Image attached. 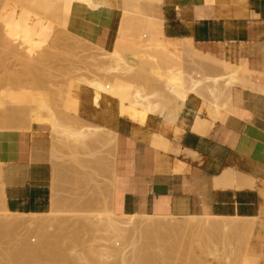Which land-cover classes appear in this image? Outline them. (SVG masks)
<instances>
[{"label":"crops","instance_id":"0c3cea01","mask_svg":"<svg viewBox=\"0 0 264 264\" xmlns=\"http://www.w3.org/2000/svg\"><path fill=\"white\" fill-rule=\"evenodd\" d=\"M121 22H128L121 37L122 55L156 76V82L161 79V86L172 75L196 77L203 71L185 70L186 55L205 61L213 56L211 69L200 76L239 69L245 78L244 84L240 81L220 96L218 104L203 87L198 94L190 93L168 119L149 114L145 124L121 115L116 98L104 94L95 104L91 88L75 91L78 120L116 135L115 144L105 141L111 157L115 149L114 177L109 174L108 184H102L113 210L180 218H252L242 264H264V0H120L98 8L75 2L68 16L73 33L106 50L114 48ZM12 128L0 129L5 206L14 213H47L64 188L58 178L69 176L61 168L60 141L49 124ZM155 134L164 139L160 145L152 143ZM97 149L92 143L85 152L95 154ZM230 170L240 176L223 185V174Z\"/></svg>","mask_w":264,"mask_h":264},{"label":"bare ground","instance_id":"6f19581e","mask_svg":"<svg viewBox=\"0 0 264 264\" xmlns=\"http://www.w3.org/2000/svg\"><path fill=\"white\" fill-rule=\"evenodd\" d=\"M6 0H0V8H1V10H0V45H2L3 47H4V49L6 48V45H7V48L6 49H9V47H11V46H13V41L14 40H17L16 38L15 39H13L14 38V35L12 34V32H9V31H7L6 29H9L10 27V24H8L9 22H15V23H13L12 24V26H13V28H14V24H15V26H16V24L17 23H19L20 25H25L26 24V20H25V16L24 15H21V12H19V14H17V12L15 13V8H14V6L15 7H17V6H20L21 5V3H22V5L23 4H25V5H27V1H23V0H8V1H6ZM18 3H17V2ZM119 1L120 0H58V2L57 3H55V4H50L49 5V7H50V10L54 13V14H56V17H57V19H58V22H59V24H60V27L64 30V32H66V33H73V31H71L69 28H68V16H69V13H70V11H71V8H72V5L76 2V3H79V4H83V5H85L86 7H90V8H98V7H100V6H103V5H112V4H114V3H118L119 4ZM156 1H158V2H160L161 0H156ZM5 2V3H4ZM3 3H4V5H3ZM15 3H17V5H14ZM20 3V4H19ZM19 4V5H18ZM3 5V6H2ZM118 6V5H117ZM6 7H9V11H8V20H5V19H3L4 18V15H6V14H4L3 13V9H5ZM21 7V6H20ZM119 7V6H118ZM121 8V7H120ZM123 10V9H122ZM121 10V11H122ZM16 11H18L17 9H16ZM21 11V10H20ZM17 14V15H16ZM19 16V17H18ZM123 16H125V11L123 10ZM18 17V18H17ZM120 17V16H119ZM121 20V19H120ZM17 21V22H16ZM115 21V20H114ZM119 21V20H118ZM9 25V26H8ZM31 26H33V25H31ZM36 26H38V25H36ZM9 27V28H8ZM17 27V26H16ZM21 27V26H20ZM34 27V26H33ZM128 28V22H121V26H120V30H119V36H118V38H117V41H116V46L117 47H115L113 50H112V53H113V55H112V58H113V62H114V64L112 65V66H109V65H105L104 63H102L101 64V62H100V64L98 65V67L97 68H95V69H97V71H98V73H100V71H101V75H99V74H97V77H95L94 76V78H91V80L89 79V76L87 77V78H82L83 79V81H85L84 83H86L92 90H93V93H94V103L95 104H99L100 103V99L103 97V95L105 94V95H109L110 97H113V98H116L118 101H119V111H120V114L121 115H124V116H127L128 118H130V119H132V120H134V121H137V122H140V123H144L145 121H146V119H147V117H148V115L149 114H160V115H163L165 118H169V116H171L169 113V111L171 110V111H173L174 109H171L172 107H178V110L181 108V106L184 104V102L186 101V99H187V97L190 95V93H199L198 92V90L199 89H202L203 87L204 88H206V90H207V92L209 93V95L213 98V99H215L214 100V102L215 101H217L216 102V104H218L219 103V101H218V98L220 99V96L223 98V97H225V94L227 93V91L228 90H230V88L234 85V84H238L240 81H242L244 78L242 77V76H244V74L243 73H241L240 72V70L239 69H234V70H232V71H230L228 74L227 73H225V70H224V73H225V75H224V73H222V75H218L217 76V74L215 73V75L214 74H210V76L209 75H204V76H200V74L201 73H204L205 74V71L203 70L202 72H200V71H198V72H200L199 73V75L197 76L196 75V73H195V75H196V77H194V75H193V73H191V74H188L189 75V77H190V79H189V77H188V75H179V76H177L176 77V75H178V74H174L175 76V78H173V71H172V74H170V75H172L171 77H169L168 79H166V80H162V81H164L165 83H162V85L164 84L165 85V88L163 87V86H161V87H163L162 89L164 90H162V89H160V90H158L157 88H154V87H160V85H161V83H159L158 84V81L160 82V80H158L157 82L155 81V80H157L158 78L155 76H153L151 73H147V72H145L144 70H143V68L142 67H140L138 64H137V67H133L131 64H129L128 62H127V59L122 55V53H121V51H120V44H121V37H122V33H125V32H123V30H124V28ZM35 28V27H34ZM38 28V27H37ZM11 30H12V28H10ZM9 29V30H10ZM16 29L17 28H14V30H12L13 31V33L15 34V32H16ZM8 33H7V32ZM15 31V32H14ZM33 31H35V30H33L32 29V32ZM36 32H37V30H36ZM128 33V32H127ZM17 34V33H16ZM32 34V33H31ZM37 33H35V35H36ZM47 34L48 33H45V35L47 36ZM65 34V33H64ZM73 34H75V33H73ZM49 35V34H48ZM52 35V34H51ZM58 35V34H57ZM62 36H63V34H61ZM60 35V36H61ZM124 35V34H123ZM46 36L44 37V38H46ZM50 36V35H49ZM65 36H67V38H68V35H65ZM75 37V36H74ZM74 37H72V38H74ZM115 37V36H114ZM147 37V36H146ZM48 38V37H47ZM57 38H60L59 36L57 37ZM62 38V37H61ZM70 38V37H69ZM124 38V37H123ZM34 39H35V37H34ZM130 39V38H129ZM132 39V38H131ZM115 40V39H114ZM47 40L45 39V42H46ZM44 41H43V43H45ZM124 42V41H123ZM152 42V41H151ZM157 42V41H156ZM8 43V44H7ZM42 43V44H43ZM47 43V42H46ZM16 46H17V44H16V42L14 43ZM8 45H9V47H8ZM14 45V49L15 48H17L16 46ZM34 45V44H33ZM25 46L26 47H28V52H29V57H30V60L33 58V57H35L37 54V52H35V56H33V48L32 47H34V46H32V43H31V40L30 39H28L27 40V42H26V44H25ZM36 46V45H35ZM41 46V45H40ZM134 46V45H133ZM43 47V46H42ZM128 47V46H127ZM130 47V46H129ZM38 48V46L36 47V49ZM11 49V48H10ZM10 49H9V51L8 52H12V51H14V49H13V47H12V50L10 51ZM41 49V51L42 50H44V51H42L43 53H45V50H48V49H42V48H40ZM40 49H39V52L41 53V51H40ZM136 49V48H135ZM4 51V50H3ZM30 51H31V53H30ZM38 51V50H37ZM128 51V50H127ZM47 52V51H46ZM52 52V51H51ZM50 52V53H51ZM132 52V51H131ZM43 53L42 54H40V56H36L34 59H36L37 57V59H41V57H43L44 55H43ZM52 53H54V52H52ZM127 53V52H126ZM200 53V52H199ZM57 54V53H56ZM105 54H107V53H105ZM201 54V53H200ZM47 55V54H46ZM45 55V56H46ZM138 55V54H137ZM196 55V54H195ZM31 56H33V57H31ZM58 56V55H57ZM139 56V55H138ZM137 56V57H138ZM197 56V55H196ZM175 57V56H174ZM201 57V56H200ZM208 57V56H207ZM51 58V57H50ZM204 58V57H203ZM33 59V60H34ZM175 59V58H174ZM174 59H173V61H174ZM176 59H177V57H176ZM179 59V58H178ZM202 59V58H201ZM205 59V58H204ZM207 59H209V61H211L212 59H213V56L210 58V57H208ZM211 59V60H210ZM214 59H215V57H214ZM29 60V61H30ZM43 60V59H42ZM100 60V59H99ZM139 60V59H138ZM217 60V59H216ZM26 62L25 63V65L26 66H29V68H28V70L30 69V67H31V69H32V64L30 63V62ZM38 60H36V64H39V62H37ZM43 61H45V60H43ZM101 61V60H100ZM172 61V60H171ZM173 61H172V63H173ZM208 61V60H207ZM206 61V62H207ZM208 61V63H210ZM213 61V60H212ZM24 62V61H23ZM35 62V61H34ZM174 62H176V60L174 61ZM180 62V61H179ZM214 62V61H213ZM41 63V62H40ZM53 63V62H52ZM215 63H217V61L215 62ZM218 63H222V62H219L218 61ZM34 64V63H33ZM42 64H44V62L42 63ZM41 64V65H42ZM179 64V63H178ZM24 65V64H23ZM35 65V64H34ZM34 65H33V68H34ZM105 65V67L104 68H102L101 69V66H104ZM211 65H212V63H211ZM219 65H221V64H219ZM50 66V65H49ZM172 66V65H171ZM174 66V65H173ZM94 67H95V65H94ZM100 67V68H99ZM176 67V66H175ZM179 67H180V64H179ZM219 67V66H218ZM26 68V70H27V67H25ZM25 68H23L24 70H23V72L25 71ZM38 68H39V66H37V70H38ZM99 68V69H98ZM35 69V68H34ZM92 69H94V68H92ZM221 69V68H220ZM224 69V68H223ZM169 70V71H170ZM222 70V69H221ZM39 71V70H38ZM220 71V70H219ZM22 72V71H21ZM177 72H179V71H177ZM180 72L182 73V70H180ZM198 72H197V74H198ZM227 72V71H226ZM26 73V72H25ZM28 73V72H27ZM38 73V72H37ZM87 73V72H86ZM89 73V72H88ZM87 73V74H88ZM114 73L115 75H116V73H117V75L120 73V74H123V75H121V76H123V78H125L124 77V75H126V77H127V75L130 77V78H132L131 80L133 81H131L130 80V78H129V80L130 81H128V78L126 79H122V78H116V77H114V74L112 75V74ZM170 73V72H169ZM176 73V72H175ZM189 73V72H188ZM210 73V72H209ZM218 73V72H217ZM243 74L242 76H241V74ZM245 73V72H244ZM19 74V73H18ZM31 73H28V75H30ZM207 74V73H206ZM13 75V74H12ZM34 75V74H33ZM70 75V74H69ZM113 76V78H116V79H110L111 78V76ZM191 75V76H190ZM212 75V76H211ZM20 76H21V74H20ZM32 76V75H31ZM53 76V75H52ZM52 76H50V77H52ZM121 76H117V77H121ZM25 77V76H24ZM28 77V76H27ZM245 77V76H244ZM23 78V77H22ZM41 79H42V77H40ZM39 78V79H40ZM155 78H157V79H155ZM18 79V78H17ZM44 79V78H43ZM50 79V78H49ZM80 78H78V80H79ZM21 80V79H20ZM56 80H58L57 78H56ZM61 80V79H60ZM63 80V79H62ZM246 81H247V79H245ZM15 81V80H14ZM54 81V80H53ZM70 81V80H69ZM79 81H81V80H79ZM82 81V82H83ZM151 81H152V83H151ZM49 82V81H48ZM57 82V81H56ZM55 82V83H56ZM74 82V81H73ZM136 84H135V83ZM143 82H147L146 84L148 85V87H151L150 86V84L152 85L153 83L154 84H157V86L156 85H154V89H157V90H154L152 87L150 88L151 89V93H150V91H146L147 92V94L144 92V89L143 88H147V87H143L142 88V86H144V85H142V84H145V83H143ZM245 82V81H244ZM142 83V84H141ZM221 83H223L222 85H223V87H221ZM242 83H243V81H242ZM250 83H252V82H250ZM15 84H16V82H15ZM21 84H23V83H21ZM26 84H28V82L26 81ZM37 84V83H36ZM45 84H47L46 83V80H45ZM244 84V83H243ZM17 85H18V82H17ZM30 85V84H29ZM32 85V84H31ZM31 85H30V87H31ZM49 85H50V83H49ZM142 85V86H141ZM152 85V86H153ZM242 85V84H241ZM25 86H27V85H25ZM244 86V85H243ZM2 87V86H1ZM45 87H47V86H45ZM52 87V86H51ZM10 88V87H9ZM20 88H21V86H20ZM44 88V87H43ZM53 88V87H52ZM11 89H13L12 88V86H11ZM15 89V88H14ZM27 89V88H26ZM26 89H24L23 88V90L21 89V90H19V91H22V92H20V93H18V94H15L16 92H12L13 94H11V92H10V90H8L9 92H10V94H8V98H9V100H10V102L11 103H13V104H20V106H19V109L20 108H22V106H21V103L22 104H26V103H29V104H31V102H33L34 104H35V106H34V104H32L33 106H26L27 108H28V110L26 111V107L24 106V110L25 111H23V108H22V110L19 112V114H18V112H17V108L16 109H13L12 110V112H9V111H11V110H6V109H4V110H2L1 109V107H0V111H2V113H3V111H4V113H7V112H9V114L7 113V114H5V116H9L10 114H11V116H15V118H17V120H18V117L20 116L21 118L22 117H24V119H25V117L27 118L28 117V119H29V121L28 120H26L25 119V122L26 121H28V123H29V125L31 124V123H33V122H38V123H45V124H49L50 126H51V128H53L54 129V132H55V134H56V132L57 133H60V135L58 134V136H59V138H58V136H57V139L59 140L60 138H62L61 140H59V141H64V142H69L70 140H72V143H73V141H74V143L77 145V147L80 145V146H84V144H85V146H87V141L88 140H94V139H101V138H104L105 137V139H107V142L109 143V139H113L114 140V143H115V141H116V135L115 134H113L112 132H109V131H106V130H108V129H105L104 127H101V126H98V125H89V123L87 124V123H85L83 120V122H84V124H83V122H82V124H81V126H73L77 121L79 122V124L81 123L79 120H77V121H75V123L74 122H72V123H74V124H71V122H69L70 123V125H68V123H67V125H66V123L64 122H62V120H60L58 117L59 116H57L56 115V113H58V112H55V111H58L56 108H55V106H52V104H50V101H48L47 100V98H45V97H42V96H38V98L36 97V98H34L32 95H30L29 93H27L26 91H28V90H26ZM149 89V88H148ZM259 89V88H258ZM26 90V91H25ZM39 90H40V88H39ZM39 90H37V91H39ZM56 90V89H55ZM70 90V89H69ZM147 90V89H146ZM154 90V91H153ZM252 90H255V89H252ZM15 91H17V90H15ZM43 91V90H42ZM41 91V92H42ZM49 92V91H48ZM70 92L72 93V91L70 90ZM203 92V91H202ZM205 92V91H204ZM225 92V93H224ZM261 92V91H260ZM50 93V92H49ZM223 93V95H221ZM32 94V93H31ZM41 94V93H40ZM6 95H7V93H6ZM37 95V94H36ZM43 95H44V93H43ZM51 95V94H50ZM53 95V94H52ZM69 95V94H68ZM1 97V96H0ZM6 97V96H5ZM69 97H72V96H69ZM108 97V96H107ZM228 97H230V96H228ZM7 98V97H6ZM54 98V97H53ZM75 98V97H74ZM73 98V99H74ZM77 99V98H76ZM76 99H74V101L75 102H77V100ZM229 99V98H228ZM66 100H68L67 98H66ZM72 100V99H71ZM115 100V99H114ZM207 100H208V96H207ZM0 103H4V101L3 100H1V98H0ZM68 101H70V99L68 100ZM209 101H210V99H209ZM226 101V100H225ZM229 101H231V99H229ZM7 102L9 103V101H8V99H7ZM73 102V101H72ZM74 103V102H73ZM2 104H0V106H2ZM7 104V103H6ZM5 104V105H6ZM27 105V104H26ZM57 105V104H56ZM66 105V104H65ZM65 105H64V107H65ZM69 105H70V103H69ZM67 106V108L68 109H72L73 107H71V106ZM7 106V105H6ZM17 106V107H18ZM72 106H73V104H72ZM78 106V105H77ZM51 107H53V108H51ZM75 107V106H74ZM9 108H10V106H9ZM8 108V109H9ZM13 108H15V107H13ZM26 108V109H25ZM55 108V109H54ZM58 108V107H57ZM53 109L55 110V111H53ZM15 110V111H14ZM44 110H45V112H46V114H45V112H44ZM64 110V109H63ZM74 110V112H75V108L73 109ZM72 110V111H73ZM79 110V109H78ZM6 111V112H5ZM69 111V110H68ZM176 112H177V110H175ZM174 111V113H176ZM66 112V111H65ZM1 112H0V114H2ZM19 115V116H17V114ZM61 113H62V111H61ZM68 113V112H67ZM174 113H172V114H174ZM63 114V113H62ZM59 115H61V114H59ZM64 115V114H63ZM11 116H9V117H11ZM17 116V117H16ZM68 116H69V114H68ZM74 117L75 115H71L70 117ZM77 116V115H76ZM76 116L73 118V121H74V119L76 120V119H78V116H77V118H76ZM198 116V115H197ZM62 117V116H61ZM60 117V118H61ZM65 117H66V114H65ZM2 118V117H1ZM13 118L14 117H12V118H10V119H12L11 121L13 122L14 120H13ZM63 118V117H62ZM3 120H4V118H2ZM2 119H0V121L2 120ZM64 119V118H63ZM66 119H67V117H66ZM199 119V118H198ZM202 120H204V119H202ZM8 121V120H7ZM16 121V120H15ZM22 121H24V120H22ZM71 121V120H70ZM87 121V120H86ZM12 122H11V125H13L12 124ZM18 122H20V121H18ZM17 122V123H18ZM77 122V123H78ZM88 122V121H87ZM195 122V121H194ZM200 122H201V120H200ZM7 123H9V122H7ZM14 123V122H13ZM63 123V124H62ZM76 123V124H77ZM146 123V122H145ZM144 123V124H145ZM198 123V122H197ZM4 124V126L6 127V125H5V123H3ZM86 124V125H85ZM205 124V123H204ZM207 124V123H206ZM2 125V124H1ZM9 125V124H8ZM10 125V126H11ZM23 125V124H22ZM78 125V124H77ZM2 127L3 129L5 128V127ZM202 126V125H201ZM208 126V125H207ZM211 126H213V125H211ZM28 127V126H27ZM77 127V128H76ZM9 128H12V127H9ZM13 128H14V126H13ZM12 128V129H13ZM16 128V127H15ZM14 128V129H15ZM197 128V127H196ZM202 128V127H201ZM17 129V128H16ZM20 129V128H19ZM204 129V130H203ZM196 130V129H195ZM197 131V130H196ZM200 131H201V129H200ZM199 131V132H200ZM202 131H204L205 132V127H203L202 128ZM201 131V132H202ZM114 132V131H113ZM51 135H53V133L51 134ZM50 135V136H51ZM57 135V134H56ZM157 134H155L154 136H155V139L154 138H152V141L154 142V144H156L157 142H159V140L158 139H160V140H162V143H163V140L164 139H162V137H159V136H156ZM61 136V137H60ZM64 138V139H63ZM70 139V140H69ZM69 140V141H68ZM95 140V141H96ZM156 140H157V142H156ZM57 141V140H56ZM90 141H88V143L91 145L92 143L90 142ZM111 141V140H110ZM166 141V140H165ZM58 142V141H57ZM63 142V143H64ZM104 142V141H103ZM152 142V143H153ZM156 142V143H155ZM70 143V142H69ZM79 143V144H78ZM95 143V142H94ZM93 143V144H94ZM102 143V142H101ZM52 144V143H51ZM55 144H56V142H55ZM54 144V145H55ZM83 144V145H82ZM158 145H160L159 143H157ZM167 144H168V142H167ZM58 145V144H57ZM94 146V145H93ZM103 146V145H102ZM110 146V145H109ZM109 146H107V147H109ZM163 146V145H162ZM165 146V145H164ZM72 147H74V146H72ZM76 147V148H77ZM95 147V146H94ZM104 147V146H103ZM166 147V146H165ZM59 148V147H58ZM105 148H106V146H105ZM112 148V147H111ZM161 148V147H160ZM65 149V148H64ZM74 149V148H73ZM61 150V149H60ZM107 150H109V149H107ZM115 149H114V146H113V149L111 150V154H112V156L114 157V155H113V152L112 151H114ZM94 151V150H93ZM100 151V150H99ZM62 152V151H61ZM90 152V151H89ZM92 152V151H91ZM98 152V151H97ZM115 152V151H114ZM72 153H74V152H72ZM77 153V152H76ZM100 153V152H99ZM99 153H95V155H99ZM102 153V152H101ZM100 153V154H101ZM107 153V152H106ZM105 153V151H104V155L106 154ZM197 153V152H196ZM58 155V154H57ZM77 155V154H76ZM75 155V156H76ZM87 155V154H86ZM108 155V154H107ZM91 156H93V154L91 155ZM102 156V155H101ZM52 157V156H51ZM55 157V156H54ZM105 157V156H104ZM103 157V158H104ZM53 158V157H52ZM75 158H77V156L75 157ZM58 159V158H57ZM70 159H72V158H70ZM114 158H112L111 157V166L110 167H112L113 166V164L115 165V163H113L114 162V160H113ZM51 160V159H50ZM68 160V159H67ZM105 160V159H104ZM53 161V160H52ZM73 161V160H72ZM87 161V160H86ZM101 161H103L102 159H101ZM69 162V161H68ZM76 162H77V160H76ZM104 162V161H103ZM61 163V162H60ZM113 163V164H112ZM99 164V163H98ZM109 164V163H108ZM66 165H67V163H66ZM93 165V164H92ZM101 165H102V163H101ZM57 166V165H56ZM60 166V165H59ZM69 166V165H68ZM67 166V167H68ZM94 166H96V164L94 165ZM99 166V165H98ZM97 166V167H98ZM105 166V165H104ZM114 168V167H113ZM81 169V168H80ZM96 169V168H95ZM101 169H102V167H101ZM104 169H105V167H104ZM111 169V168H110ZM109 169V170H110ZM57 170V169H56ZM61 170V169H60ZM106 170H108V168L106 169ZM108 170V171H109ZM115 170V169H114ZM226 170H228V169H226ZM111 171V170H110ZM225 171V170H224ZM233 170H230V172H228V173H226L225 175L223 174V177L222 176H220V178L222 177L223 178V180L222 181H220V180H218V181H220L222 184L223 183H226V184H228V183H233L235 180H237L238 179V177L240 176L238 173L236 174L235 172H232ZM60 172V171H59ZM71 172V171H70ZM114 172V171H113ZM239 173H240V171H238ZM112 173V172H111ZM68 174V173H67ZM75 174V173H74ZM103 174V173H102ZM83 175V174H82ZM100 175V174H99ZM113 175V174H112ZM76 176V175H75ZM81 176V175H80ZM114 176V175H113ZM96 177V176H95ZM244 177V176H243ZM218 178H219V176H218ZM105 179V178H104ZM114 179V178H113ZM100 180H102V179H100ZM216 180V179H215ZM241 180H242V178H241ZM82 182H83V180H82ZM217 182V181H216ZM219 182V183H220ZM218 183V182H217ZM218 183V184H219ZM220 183V184H221ZM237 183V182H236ZM82 184V183H81ZM245 184V183H244ZM243 184V185H244ZM223 185H225V184H223ZM230 185V184H229ZM241 185V184H240ZM95 186V185H94ZM215 186V185H214ZM72 187V186H71ZM110 187V186H109ZM239 187H241V186H239ZM91 188V187H90ZM106 188V187H105ZM111 188V187H110ZM68 189V188H67ZM76 190V189H75ZM111 191H112V189H111ZM74 192V191H73ZM90 193V192H89ZM75 194H76V192H75ZM100 195H101V193H100ZM103 196V195H102ZM81 198V197H80ZM102 198V197H101ZM109 198V197H108ZM90 199H92V198H90ZM100 199V198H99ZM66 201V200H65ZM105 201V200H104ZM103 201V202H104ZM108 201H109V199H108ZM110 201H111V199H110ZM74 202V201H73ZM91 202H93V201H91ZM53 204L54 205H58V204H56V198H54V201H53ZM110 205V203L109 202H107V206H109ZM85 205V204H84ZM92 205V204H91ZM102 205H103V203H102ZM101 205V206H102ZM109 207H111V209H112V206L110 205ZM109 207L107 208V211H109L108 213L107 212H105L106 214H102V213H96V212H94L95 214H93V215H85V219H87V221L89 222V224L92 226V229L94 230V229H97L98 231H99V229L101 230H108V231H110V232H107V231H105V232H107V233H112L113 234V236H112V239L114 238V240L112 241L111 239H110V241L112 242L111 244L109 243L108 245H103L102 247L104 248V249H102V250H99V249H97L96 247H94V246H89V247H87V249H86V251H85V249H81L82 250V252L81 253H77V255H75V257H73V256H70L68 253L69 252H67L65 249L61 252V253H59L60 254V256H61V258L63 259V261H64V264H75V263H77V261H78V263L80 262L79 260H83V262L85 261V260H89L90 262H92V261H94L95 259H97L98 258V255L100 256V255H102V254H108V256H112V257H114L115 259H113V260H116V261H114V262H118V263H115V264H129V263H133V264H136V263H139L140 264V262H139V260L141 259V257H142V252L144 251V249H145V251H147V250H149V249H147L148 248V246H150V245H152L153 243H156L157 241H159V239H160V237H165V236H174V237H176V238H178V237H181V236H184V237H181L180 239L182 240V242L183 241H185V240H183L184 238H185V234L187 235V237H189V238H192V236L193 235H195L194 236V239L192 238V239H189V240H193L195 243L194 244H197L198 243V245L197 246H199V245H202L203 243H206V241L205 240H207V234L209 233V232H213V233H215L216 231H223L224 233H227L229 230H234V231H238V232H240V231H242V232H245V234L247 235V237L249 236V237H251V234H252V232H253V222L252 221H250L251 219H249V221H248V218H247V221H245V220H243V219H241V217H234V218H230V217H214V216H206V215H191V216H184V217H182V218H180V217H174V216H159V215H150V214H138V213H129V214H126V213H124V214H121V213H116L114 210H108L109 209ZM100 208V207H99ZM7 209V208H6ZM82 211V210H81ZM103 211V210H102ZM112 211V212H111ZM7 212H9L10 213V215H8V213H6L7 215H5V214H1L0 215V234H9V233H11V234H9V235H12V233H13V235H16L17 237H18V244H17V246H15V245H13V246H15V248L13 249L12 248V250H11V247L9 248V250H11V251H8V255H7V258H5V260H4V264H25V263H28V264H32V263H30V262H32V261H29L31 258H32V260L33 261H36V260H34V259H39V260H37L36 262H41L40 261V258L42 257L41 255H43V257L45 256V259H46V257L48 258V259H50L52 256H51V254H53V253H51V252H53L52 251V249L54 248V247H50V246H48V244L50 243V241H51V238L53 237V233H52V231H51V227L52 228H56L58 231H59V235L58 236H60V234H62L63 235V233H66V232H68V229H70L71 228V226H74V228L75 229H77V227L79 226V225H82V223L84 224V221L83 222H78V219H77V224L76 225H78L77 227H75L76 225H74L73 223H72V221L70 220V217L72 216L73 217V215H59V214H55V215H35V214H32V215H22V214H20V213H14V212H11V211H9L8 209H7ZM77 218V217H76ZM78 218H79V216H78ZM82 218V217H81ZM84 218V217H83ZM82 218V220H84ZM75 219V218H74ZM246 219V218H245ZM81 220V219H80ZM254 221V220H253ZM74 222V221H73ZM79 223V224H78ZM73 224V225H72ZM88 226V225H87ZM91 226H89V227H91ZM20 227H22L23 229H26V231L24 232V233H21V231H19L18 230V228H20ZM94 227V228H93ZM73 228V227H72ZM73 228V229H74ZM85 228V227H84ZM90 230V229H89ZM73 233H70L69 235H70V237H68L67 235V238L69 239H71L72 238V240L74 241V239H75V241H77L78 239L80 240V238L78 237V233L77 232H75L74 230L72 231ZM85 232V231H84ZM87 232V231H86ZM197 232V235L196 234H194V233H196ZM238 232H236V233H238ZM15 233V234H14ZM31 233H33V234H35V237H37V242L36 243H32V241L30 240V238L31 237H29L30 236V234ZM190 233H192V235L190 234ZM218 233V232H217ZM111 234V235H112ZM190 234V235H189ZM239 235H240V233H238ZM65 235V234H64ZM84 235V234H83ZM82 235V236H83ZM110 235V234H109ZM217 235V234H216ZM219 235V234H218ZM217 235V236H218ZM227 235H228V233H227ZM191 236V237H190ZM0 237H1V235H0ZM17 237H15L14 238V236L12 237L13 238V240L15 239L16 240V238ZM62 237V236H61ZM186 237V238H187ZM196 237V238H195ZM219 237V236H218ZM63 238V237H62ZM85 238V237H84ZM109 238H111V237H109ZM168 238V237H167ZM183 238V239H182ZM244 238V237H243ZM54 239H56V238H54ZM60 239V238H59ZM88 239V238H87ZM141 239L143 240V241H141ZM173 238H171V240H172ZM208 239H209V237H208ZM14 240V241H15ZM57 240H58V238H57ZM71 240V241H72ZM78 240V241H79ZM157 240V241H156ZM17 241V240H16ZM52 241H53V238H52ZM56 241V240H55ZM55 241H53V243L52 244H54V242ZM60 241V240H59ZM72 241V242H73ZM109 241V242H110ZM192 241V242H193ZM208 241V240H207ZM58 242V241H57ZM86 242V241H85ZM191 242V243H192ZM15 243H13V244H15ZM61 243V242H60ZM59 243V244H60ZM12 244V243H11ZM56 244V247H58V248H54L55 249V252L56 253H58L59 251V245H58V243H55ZM90 244V243H89ZM100 244V243H99ZM104 244V243H103ZM190 244V243H189ZM220 244V243H219ZM51 245V244H50ZM58 245V246H57ZM61 245V244H60ZM83 245V244H82ZM91 245V244H90ZM155 245H157V244H155ZM184 245H186V244H184ZM193 245V244H192ZM191 245V246H192ZM203 245H206V244H203ZM209 245V244H208ZM215 245H218V244H216L215 243ZM222 245V244H221ZM48 246V248H51V249H49L51 252L49 253L48 252V254L46 253V251H49L48 250V248H46ZM195 246V245H194ZM207 246V245H206ZM213 246V245H212ZM75 247V246H74ZM84 247H85V245H84ZM99 247H101L100 245H99ZM128 247L129 248H131V249H129L128 250ZM216 247V246H215ZM247 247V246H246ZM46 248V249H45ZM62 248V247H61ZM64 248V247H63ZM68 247H66V249H67ZM183 248V247H182ZM208 248V247H207ZM218 248V247H217ZM231 248V247H230ZM3 249V248H2ZM147 249V250H146ZM152 249V248H151ZM183 249H185V248H183ZM182 249V250H183ZM200 249V248H199ZM209 249V248H208ZM213 249V248H212ZM220 249V248H219ZM62 250V249H61ZM77 250V249H76ZM81 250H79V251H81ZM191 250V249H190ZM152 251H153V249H152ZM199 251H201V249L199 250ZM204 251H205V249H204ZM216 251V250H215ZM54 252V253H55ZM155 252V251H154ZM246 252V251H245ZM43 253V254H42ZM45 253V254H44ZM55 253V254H56ZM146 253V252H145ZM158 253V252H157ZM207 253H209V252H207ZM47 254V255H46ZM151 254V253H150ZM154 254V253H153ZM152 254V255H153ZM156 254V253H155ZM204 254V253H203ZM242 254H243V252H242ZM48 255H50V256H48ZM57 255V254H56ZM105 255V256H106ZM148 255V254H147ZM160 254H158V256H159ZM196 255V254H195ZM209 255V254H208ZM4 256H5V253H4ZM58 256V255H57ZM57 256H55V259L56 260H59V257H57ZM157 256V257H158ZM166 256V255H165ZM237 256V255H236ZM53 257H54V255H53ZM52 257V258H53ZM97 257V258H96ZM148 257V256H147ZM169 257V256H168ZM192 257V256H191ZM243 257H244V254H243ZM146 258V257H145ZM189 258V257H188ZM188 258H187V261H188ZM221 258V257H220ZM7 259V260H6ZM149 259H150V257H149ZM149 259H147V260H149ZM158 259V258H157ZM160 259V258H159ZM162 259V258H161ZM42 260V262H44V264H45V261H44V259H41ZM92 260V261H91ZM143 260V259H142ZM145 260V259H144ZM24 261V262H23ZM47 261H49V260H47ZM53 261H54V259H53ZM60 261V263H61V261L62 260H59ZM95 261H97V260H95ZM95 261L93 262V263H95ZM159 260H157V262H158ZM1 262H2V260H1ZM23 262V263H22ZM38 262V263H39ZM82 262V263H83ZM86 263H87V261H85ZM84 262V263H85ZM89 262V264H91ZM106 262V261H105ZM152 262H154L153 260H152ZM56 263H59V262H56ZM92 263V264H93ZM113 263V261L112 262H110V264H112ZM200 263V262H199ZM37 264V263H36ZM105 264V263H104ZM114 264V263H113ZM192 264V263H191ZM242 264V263H241Z\"/></svg>","mask_w":264,"mask_h":264},{"label":"rangeland","instance_id":"374dc122","mask_svg":"<svg viewBox=\"0 0 264 264\" xmlns=\"http://www.w3.org/2000/svg\"><path fill=\"white\" fill-rule=\"evenodd\" d=\"M6 1H8V0H6ZM25 1L28 2L27 5H25V4L22 5V3H21V5H20L21 7L20 6H17V7L14 6V8H15L14 10H15V13L17 12V14H19V12H21V15L25 16L26 24L25 25H20L19 23H17L16 24L17 27L14 24V28H17L16 32L14 31L15 34L12 31V30H14L12 24L15 23V22H12V23L9 22L8 23V24H10V26L9 25L8 26L10 28H12V30L9 27L8 28L10 30L6 29L7 31L12 32V34L14 35L13 39H15V38L17 39V40L13 41L14 43L16 42L17 46L14 43H13V46H11V47H9V45H8L9 49L11 48L10 51L12 50V47L14 49V45L17 48H15L14 51H12V52H8L9 49H6L7 45H6L5 49H4V47L2 45H0V96H1L0 98H1V100L4 101L3 104L0 103V104H2V106H0V107H1V109L3 108L2 110H4V109H6L8 111L11 110L9 112H12L13 109L17 108L18 109L17 112L19 114V112L22 110V108H23V111H25L24 110V106L25 107L26 106H33L32 105V104H34L33 102H31V104L26 103L27 105L25 103L24 104L21 103L22 108H20L21 109L20 110L19 109L20 104H18V103L17 104H13V103L10 102V100L8 98V94H10L11 91L13 93L16 92L15 94H18V93L22 92V91H19V90H21V89L23 90V88L24 89L27 88L26 90H28V89L29 90L28 91L25 90V91L27 93H29L30 95H32L34 98H36V97L38 98L39 95L42 96V97L47 98V100L50 98L48 101H50V104H52V106H55V108L58 110V111H55L54 110L55 108L53 109V111L58 112V113H56V115L59 116L58 118L60 120H62L63 123L65 122L66 125H67V123H68V125H70L69 122H71V124H74L75 121L78 120V119H76V120L74 119V121H73V118L76 116L75 114L77 112V105H78V100L76 99L77 97L74 98L75 91H77L80 87L90 88L86 83H84L85 81H83L82 78H87L90 75L89 79L91 80V78H94V76L97 77V74L101 75V71H100V73H98L97 69H95V68L98 67L100 62H101V64L104 63L105 65L112 66L114 64L113 58H112V55H113L112 50L115 47H117V46L115 45L112 50H106V49H104L103 47H100L97 44L91 43V42H89V41H87L85 39L80 38L76 34L69 33V32L68 33L64 32V30L60 27V24L58 22L56 14H54L50 10V7H49L50 4H55V3L58 2V0H25ZM149 1H156V0H149ZM4 3H3V5H4ZM17 3H15L14 5H17ZM16 9L18 11H16ZM0 10H1V8H0ZM2 11H3L4 14H6V15H4L3 19L8 20L9 7H6ZM31 25H33L35 28L33 26H31ZM36 25H38V26H36ZM32 29L35 30V31L32 32ZM36 30H37V32H36ZM35 33H37V34L35 35ZM45 33H48L50 36L48 34L46 36ZM61 34H63V36ZM65 35H68V38ZM45 36H46V38H44ZM58 36L60 38H57ZM34 37H35V39H34ZM72 37H74V38H72ZM28 39L31 40L32 46H34V47H32L33 48V51H32L33 52V56H35L36 54L38 56H40V54L43 53L42 51H44V50L41 51L40 48L48 49V50H45V53H43V55L44 54L45 55L47 54V55L46 56L44 55L43 57H41V59H37L38 57L36 59H34L37 55L35 57L31 56L33 58L30 60V57L28 55L29 54L28 47L25 46V44H26ZM45 39L47 40L46 41L47 43L45 42ZM43 41L45 43H43ZM37 46H38V48L36 49ZM39 49H40L41 53L39 52ZM51 51L54 52V53H52ZM35 52H37V53L35 54ZM30 53H31V51H30ZM105 53H107V54H105ZM42 59L45 60V61H43ZM36 60H38L37 62H39V64H36ZM28 61L32 64L31 65L32 69L30 67L29 70H28L29 66L25 65V63L28 62ZM43 62H44V64H42ZM127 62L129 64H131L133 67H137L136 61L127 60ZM33 65H34L35 69L33 68ZM94 65H95V67H94ZM105 65L101 66V69L104 68ZM37 66H39V68H38L39 71L37 70ZM25 67H27V70H26ZM184 67H185V70L190 71V72H193V71H196V70H200V69H202V70L211 69V68L208 67V62H206L205 59L203 60V59H200L199 57H194V56L187 57V55L184 57ZM23 68H25L24 72H23V70H24ZM92 68H94V69H92ZM27 72L31 73V74L28 75ZM86 72L87 73L89 72V73L87 74ZM20 74H21V76H20ZM118 75L121 76L123 74L119 73ZM118 75L116 73V75L114 74V77L122 78V79H125V78L127 79L128 78V81H130L132 79L128 75H127V77H126V75H124L125 78H123V76L117 77ZM242 75L243 74H241V76ZM50 76H52V77H50ZM244 76H242V77L245 78ZM40 77H42V79ZM56 78L58 80H56ZM78 78H80L79 80H81V81H79ZM116 78H113V76H111L110 79H116ZM129 78H130V80H129ZM45 80H46L47 84H45ZM26 81L28 82V84H26ZM15 82H16V84H15ZM17 82H18V85H17ZM21 83H23V84H21ZM49 83H50V85H49ZM143 83H145V82H143ZM146 83L145 84L141 83L142 85H144V86L141 85L142 88L143 87H147V88H143L144 92L146 94H147L148 91H150V93L152 92L151 89H150L151 87L153 88L154 85L157 86V84L153 83L154 84V85L152 84L153 86L150 84L151 87H148V85ZM151 83H152V81H151ZM29 84L30 85L32 84L31 87H30ZM25 85H27V86H25ZM11 86H12L13 89H11ZM20 86H21V88H20ZM45 86H47V87H45ZM163 87L165 88V86H163ZM163 87H161V85H160V87L158 86V87H154V88H157L158 90H160ZM39 88H40V90H39ZM69 89L72 91V93L70 92ZM157 89H154V90H157ZM8 90H10V92ZM15 90H17V91H15ZM37 90H39V91H37ZM12 92H11V94H13ZM6 93H7V95H6ZM43 93H44V95H43ZM69 96H72V97H69ZM66 98L68 100L70 99V101L66 100ZM73 98L76 99L77 102H75ZM7 99L9 101V103L7 102ZM69 103H70V105H69ZM72 104H73V106H72ZM64 105H65V107H64ZM68 105L73 107V108L72 109H68L69 108V107L67 108ZM9 106H10V108H9ZM34 106H35V104H34ZM13 107H15V108H13ZM51 108H53V107H51ZM74 108H75V112L73 110ZM171 109H174V110L173 111H171V110L169 111L170 115H172V113H174L175 110L178 111V107H172ZM27 110H28V108L26 109V111ZM61 111H62V113L64 115L61 113ZM0 112L2 113V111H0ZM9 112H7V113L9 114ZM44 112H45V110H44ZM46 112H45V114H46ZM7 113H4V111H3V113L0 114V119L4 118V120L2 119L0 121V129H2V127L4 126L3 123H5V125H6V127L4 126L5 128L16 126V125H19V124L20 125L23 124L22 126H24V127L29 126L28 117L27 118L25 117V119L28 120V121L25 122L24 117L21 118L17 113H16L17 116H19L18 120H17V118H15L14 115L11 116V114L9 115L11 117L5 116V114H7ZM59 114H61V115H59ZM65 114H66L67 119L65 117ZM68 114H69V116H68ZM71 115H75V116L74 117L72 116L73 117L72 118V117H70ZM12 117H14L13 118V120H14L13 122L14 123L11 121L12 119H10ZM22 120H24V121H22ZM18 121H20V122H18ZM7 122H9V123H7ZM11 122H12L13 125H11ZM72 122H74V123H72ZM80 122H81L80 124L78 122L77 123L78 125L75 123L73 126H77V127L81 126L82 121H80ZM83 124H84V122H83ZM52 130L54 131L53 128H52ZM56 134H54L55 140L58 141L57 136H58V134L60 135V133L56 132ZM58 138H59V136H58ZM61 139L62 138H60L59 140H61ZM107 139H105V137H104V138L97 139V140L96 139L91 140V141L88 140L91 143L95 142V144L98 146V149H97L98 152H96V153H99V152L101 153L102 152L101 154L99 153V155L98 154L97 155L93 154V156H91L92 154L85 152V150L90 148V144L88 143V141L86 142L87 146H85V144H84V146H80L81 145L80 144L78 147L76 145L77 143L75 144L74 141L72 143V140H70V139H69L70 141L68 140L70 143L69 142H64V141H60V143H58L59 146H57V150L61 154V165H62L61 168H62V171H66V173L69 174L68 177H63V178L59 177L58 178V181H60L62 183V185L64 186V188H62L61 191L57 192L58 195H57V199H56V204H58V205H54L53 204V207H52L51 211H49L47 213H20V214H22V215H32V214H35V215H55V214H59V215H73V217L72 216L70 217V220L72 221V223L74 225L77 224V222H76L77 219H78V222H83L84 221V224L82 223V225H79V226L76 225L75 227L78 226L77 229H75L74 226H71V228L68 229V232L63 233V235L60 234V236H58L59 235L58 234L59 231L56 228H52L51 227L50 229H51L52 233L54 232L53 233L54 235L52 237L53 241H55V240L56 241L54 242V244H52L53 241H52V238H51V241L48 244V246H50V247L52 246V247L55 248L56 247L55 243H58V245L60 246L59 247L60 249L58 250L59 252L58 253H56L57 251L55 252V249L58 248V247H56L55 249L53 248L52 251L53 250L54 251L51 252L49 250L51 248H48V246H47L46 248H48L49 251H46V253L48 254V252L49 253L51 252V253H53V254H51V256L53 257V255H54V257L53 258L51 257L50 259H48L49 257L48 258L46 257V259H45V256L43 257V255H41L42 256L40 258L41 262L38 261L39 262L38 263L36 261L39 260V259H34L36 261H33L32 258H31L29 261H32V262H30V263H32V264H36V263L37 264H44V262H42V260H41V259H44L45 264H64V261H63V259L61 258L60 254H59L64 249L67 252H69L68 254L70 256L75 257V255H77V253L79 254V253L82 252L81 249H85V251H86L87 247L94 246L97 249L102 250V249H104L102 247L103 245L105 246V245H108L109 243L110 244L112 243L110 241V239L112 241L114 240V238L112 239L113 234L112 233H107V232H110V231L102 230V229L101 230L99 229V231L97 229L93 230L92 226L89 224L87 219H85V215H89L90 216V215L95 214L94 212H96V213L98 212V213H102V214H106L105 212L108 213L109 211H107V208L111 205L110 199L108 198L109 196L107 194L106 188L105 187L102 188V184L103 185H107L108 184V182H109V177H108L109 174L111 175V178L114 177L113 176L114 175L113 171L115 169V165L113 164L114 162L112 163L113 166L110 167L111 166V161H112L111 159L104 158L105 159V160H103L104 162L101 161V155H104L103 154L104 151L106 153L105 141L107 142ZM102 140L104 141L103 144L101 143ZM158 140H159V142H157V140H156L157 143H159V144L162 143V140H160V139H158ZM108 141H109V143L107 142V144H111V142L114 143L113 139H109ZM157 143H156V145H158ZM72 146H74V147H72ZM80 148H82L81 149L82 151L79 150ZM72 152H74V153H72ZM107 154H108L109 157H111L109 153H106L105 155H107ZM75 155L77 156V158H75L76 157ZM70 158H72V159H70ZM112 158H114V157L112 156ZM76 160H77V162H76ZM66 163H67V165H66ZM101 163H102V165H101ZM95 164H96V166H94ZM101 167H102V169H101ZM104 167H105V169H104ZM107 168H108V170L111 168L110 169L111 171L110 170L109 171L106 170ZM100 179H102V180H100ZM82 180H83V182H82ZM81 183H82V185L84 184L85 186L81 187L82 186ZM90 186H91V189H89ZM95 189H96V191H94ZM75 192H76V194H75ZM100 193H101V195H100ZM90 198H92V199H90ZM108 199H109V201H108ZM91 201H93V202H91ZM107 202L110 203V205L108 204L109 206H107ZM102 203H103V205H102ZM6 208L7 207L5 206V203H4L3 191H2L1 180H0V215L1 214L7 215L6 213H8V215H10V213L7 212ZM110 209H111V207H109L108 210H110ZM111 210H113V208ZM78 216H79V218H78ZM81 217L82 218L84 217L83 218L84 220H82ZM89 226H91V227H89ZM18 230L21 231V233H24L26 231V229H23L22 227L18 228ZM73 230L79 234L78 235L79 238L81 237L80 240L78 239L79 241L78 240L75 241V239L73 241L72 238L71 239L67 238V236L70 237L69 234L73 233L72 232ZM105 231H107V232H105ZM236 232H238V231L229 230L227 232L228 235H227V233H224L222 230L221 231H216L215 233L209 232L207 234L208 235L207 236V240L208 241L205 240L206 243H203V244H206L207 246L203 245V244L197 246L198 243L194 244L195 242L193 240H192L193 242L191 240H189V239H192V238L194 239L195 235H193L192 238H189V237H187L188 234L187 235L185 234V238L184 239L182 238L183 240H185L183 242H182V240L180 238L184 237V236H181V237H178V238H176L174 236L160 237L159 241L156 240L157 241L156 243H153L152 245L148 246L147 249H149V250L146 249L147 251H145V249H144V251L142 252V257L139 260V262H140V264H191V263L192 264H241L242 263V259H243V254L244 255L246 254L245 253V251L247 249L246 246L248 245L250 237L249 236L247 237L245 232H242V231L238 232V233H240V235L238 233H236ZM9 234H11V233H9ZM9 234L8 233L7 234H0L1 235V237H0V264H4L6 262V261L4 262V260H5V258H7L8 251H11L12 248L14 249L15 246H17V244H18V237L16 235H13V233H12V235H9ZM190 234L192 235V233H190ZM194 234L197 235V232L194 233ZM216 234L217 235L219 234L218 235L219 237ZM13 236H14V238L17 237L16 238L17 241L15 239H14L15 241L13 240V238H12ZM29 237H31L30 240L32 241V243H36L37 242V237H35V234L31 233ZM109 237H111V238H109ZM208 237H209V239H208ZM54 238H56V239H54ZM57 238H58V240H57ZM171 238H173V239L171 240ZM141 241H143V240L141 239ZM13 243H15V244H13ZM215 243L218 244V245H215ZM155 244H157V245H155ZM184 244H186V245H184ZM13 245H15V246H13ZM84 245H85V247H84ZM99 245L101 247H99ZM10 247H11V250H9ZM66 247H68V248L66 249ZM182 247L185 248V249H183ZM151 248L153 249V251H152ZM199 248L201 249V251H199L200 250ZM129 249H131V248L128 247V250ZM204 249H205V251H204ZM79 250H81V251H79ZM207 252H209V253H207ZM242 252H243V254H242ZM4 253H5V256H4ZM158 254H160V255L158 256ZM105 255H106L105 253L100 255V256L98 255V258L96 257L97 259H95L97 261L94 260L95 263H93L94 261H92V260H91L92 262H90L89 260H85V261H87V263L85 261H84L85 262L84 263L83 260L82 261L79 260L80 262L78 263V261H77V263H75V264H89V262L91 264L92 263L93 264H104V263L105 264H110V262H112V261H113L114 264L118 263V262H114V261H116V260H113V259H115L114 257H112V256L110 257V256H108V254L106 256ZM48 256H50V255H48ZM55 256L59 257V260H62L61 263H60L59 260H56L57 258L55 259ZM149 257H150V259H149ZM187 258H188V261H187ZM53 259H54V261H53ZM147 259H149V260H147ZM1 260H2V262H1ZM47 260H49V261H47ZM152 260L154 262H152ZM157 260H159V261L157 262ZM56 262H59V263H56ZM28 263H25V264H28ZM129 264H133V263H129ZM136 264H139V263H136Z\"/></svg>","mask_w":264,"mask_h":264}]
</instances>
